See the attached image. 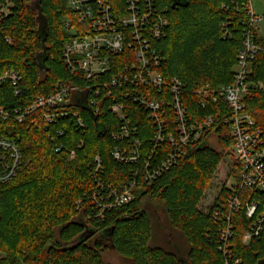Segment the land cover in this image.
<instances>
[{"label": "trees", "instance_id": "trees-1", "mask_svg": "<svg viewBox=\"0 0 264 264\" xmlns=\"http://www.w3.org/2000/svg\"><path fill=\"white\" fill-rule=\"evenodd\" d=\"M111 1L116 10L125 7V0ZM244 1L157 0L170 23L167 36L158 41L165 56L161 72L185 82L184 98L191 120L208 114L216 117L213 130L217 146L203 139L188 145L177 165L151 184L140 179L135 198L104 218L90 217V163L100 154L104 163L102 178L113 185L135 177L156 130L141 108L126 101L131 125L138 128L143 143L141 161L134 164L118 162L111 155L119 144L111 134L119 127L116 117L105 111L98 116L76 101L69 107L85 117V131L61 120L46 127L40 111L22 123L14 118L0 123V135L15 139L23 153L15 177L0 185V252L4 254L0 264H109L103 256L108 247L103 239L134 264H264V234L243 241L252 221L245 205L231 216L235 230L231 257L219 249L220 230L227 223L228 189L208 213L197 209L233 139L223 122L227 104L219 99L202 107V97L194 90L206 84L217 88L233 81L243 42L239 21L243 15L235 2ZM4 5L9 12L5 15L0 11V74L13 69L22 80L19 93L10 82L0 86V106H25L36 96L53 92L60 81H75L62 53L68 37L63 20L74 17L67 0H0V8ZM225 22L231 37H223L221 24ZM251 78L264 82V54L253 61ZM245 101L264 133V92L253 91ZM168 122L173 123L171 117ZM58 128L65 133L58 135ZM81 139L85 145L77 149ZM72 149H77L73 159ZM241 193L244 203L252 196L262 207L263 192L251 193L242 188ZM218 207L222 212L216 218ZM98 234L103 239L96 237ZM179 234L185 238L184 243L178 241Z\"/></svg>", "mask_w": 264, "mask_h": 264}, {"label": "built area", "instance_id": "built-area-1", "mask_svg": "<svg viewBox=\"0 0 264 264\" xmlns=\"http://www.w3.org/2000/svg\"><path fill=\"white\" fill-rule=\"evenodd\" d=\"M67 3L74 17L63 20L68 37L62 53L75 81H60L53 92L36 96L25 106H0V123L12 118L22 123L35 111H40L46 127L61 120L85 131V117L69 107L76 101L98 116L105 111L116 117L119 127L111 134L119 144L111 150V155L118 162L134 164L141 161L143 143L138 128L131 125L126 101L141 108L154 122L156 130L147 158L136 169L135 177L113 185L102 178L104 163L100 154L90 163L93 176L90 217L104 218L108 212L135 198L134 190L140 179L153 183L178 164L188 145L202 139L208 144L210 138L216 136L213 130L216 117L208 114L203 119L191 120L184 98L185 82L161 72L165 56L158 41L167 36L170 23L166 10L158 6L157 0H125L123 10H116L111 0H67ZM235 5L243 15L239 19L243 42L237 55L234 79L217 88L206 84L194 90L202 97V107L207 102L217 103L219 99L228 107L223 122L233 142L225 153L229 167L226 182L229 194L225 205L228 212L227 223L220 230L219 249L229 258L235 236L231 216L244 205L252 221L243 241L247 243L264 234V203L261 207L252 196L244 203L241 193L242 188L251 193H264V133L256 125L245 101L253 91L264 92V82L251 78L253 61L264 54V35L259 31L264 14L256 12L252 0L235 2ZM0 9L5 15L9 12L5 5ZM221 26L223 37H231L228 24L225 22ZM21 80V75L13 69L0 74V86L10 82L16 93L20 92ZM118 89L124 90L118 94ZM170 117L173 123L168 122ZM102 131L106 133L107 128ZM64 133L63 128L57 129L58 135ZM84 145L81 139L77 149ZM60 149L61 146L57 147V151ZM77 149L71 150V159L75 158ZM22 160L23 153L15 139L0 135V185L15 177ZM220 209L218 207L215 212L216 218L222 212Z\"/></svg>", "mask_w": 264, "mask_h": 264}, {"label": "rangeland", "instance_id": "rangeland-1", "mask_svg": "<svg viewBox=\"0 0 264 264\" xmlns=\"http://www.w3.org/2000/svg\"><path fill=\"white\" fill-rule=\"evenodd\" d=\"M254 8L257 13L264 14V0H252ZM259 31L261 34L264 35V21L260 24ZM209 145L216 147L217 146V137L214 136L213 138H210V141L208 143ZM229 167H228V161L226 159V154L222 161L220 162L218 168L216 169L209 186L205 190L204 194L199 200V203L197 205V209L204 213H208L212 206L214 205L215 201L219 198V195L221 193L228 189L227 188V180L229 179ZM154 207L158 208L159 210V216L163 220V223L167 225V221L165 219V215L163 214L161 207L159 205H155ZM158 231V229H156ZM178 236V241L180 243H184L185 238L181 237V235ZM96 237L101 238V236L98 234ZM103 239V238H101ZM108 245L106 250L103 251V256L109 264H134L129 259H126L122 255H120L116 249L113 248L112 245H109V241L106 239H103V242ZM3 253L1 252V257H3Z\"/></svg>", "mask_w": 264, "mask_h": 264}]
</instances>
